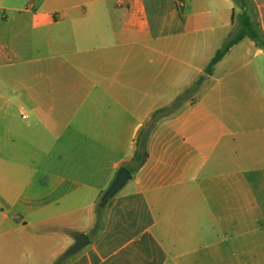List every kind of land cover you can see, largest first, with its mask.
I'll return each instance as SVG.
<instances>
[{
    "label": "crops",
    "instance_id": "crops-1",
    "mask_svg": "<svg viewBox=\"0 0 264 264\" xmlns=\"http://www.w3.org/2000/svg\"><path fill=\"white\" fill-rule=\"evenodd\" d=\"M250 1L264 35V0ZM233 8L232 0H0V62L32 61L10 41L12 26L17 34L46 27L56 54L80 40L82 81L128 65L149 83L87 89L72 107L32 105L72 116L45 126L36 185L18 168H0V264H24L26 244L39 255L57 237L67 251L90 231L93 217L84 229L66 216L91 208L120 166H134L138 132L179 96L187 99L154 123L147 160L107 202L101 228L59 264H264V49L242 39L192 89L234 32ZM138 97L173 99L141 110ZM135 112L128 126L122 119Z\"/></svg>",
    "mask_w": 264,
    "mask_h": 264
},
{
    "label": "rangeland",
    "instance_id": "rangeland-1",
    "mask_svg": "<svg viewBox=\"0 0 264 264\" xmlns=\"http://www.w3.org/2000/svg\"><path fill=\"white\" fill-rule=\"evenodd\" d=\"M20 1L7 0L9 4L15 5ZM6 15H10V13L6 12ZM16 31L17 28L12 26V31L9 34L10 41L23 43L25 48L21 51L26 57H31L32 61L30 63L0 62V168L7 166L10 171L18 168L22 171L21 176L24 182L33 186L38 183L37 161H42L41 169L43 170V164H45L43 156L48 152L50 136L45 126H48L51 120L64 122L72 116L64 113H33L31 111L33 104H38L41 108L48 106L72 107L80 101V97L74 94H80L87 89L128 91L133 88L139 90L145 89L149 83L146 81V77L139 72L129 74L127 72L128 65L122 66V72L118 75L107 72L104 78L95 84L94 82L86 83L81 80V73L78 70L81 49L78 38L74 39V42H69L67 46H62L60 52L56 54L48 45L51 32L49 28L34 29L28 25L19 34ZM12 50L17 51L14 48ZM104 53L106 57L111 56V52L108 50H105ZM104 67L110 71L118 70L117 65L110 63H106ZM137 99L138 107L140 106L142 110L150 104L153 107H159L166 104L168 99L173 98L138 97ZM185 99L187 98L183 97L182 101ZM23 115L26 118H23ZM81 115L77 114L73 120L79 121ZM122 120L128 126H133L138 122L139 114L135 112ZM98 204L99 201L89 209L66 217L70 220H78V226L84 229L90 217H93L94 224L90 231L87 229L84 232L85 235L91 236L95 232L94 225L101 221L105 208L100 209ZM26 231L32 236L36 235L35 231ZM49 242V246L41 248L39 255L26 244L24 246L26 252L23 257L24 264H59L66 250L59 249L61 240L58 237ZM55 244L57 247L52 248V245Z\"/></svg>",
    "mask_w": 264,
    "mask_h": 264
},
{
    "label": "trees",
    "instance_id": "trees-1",
    "mask_svg": "<svg viewBox=\"0 0 264 264\" xmlns=\"http://www.w3.org/2000/svg\"><path fill=\"white\" fill-rule=\"evenodd\" d=\"M232 2L234 4V8L232 11V23L235 26L234 32L221 45V47L216 50L213 57L210 59L204 69V75L200 76L195 82L192 88L193 90L198 89L205 75H210L212 73L214 65L228 52V50L233 45L237 44L242 39L247 38L254 42L257 47L264 49V35L259 28L256 11L252 2L250 0H232ZM183 97L184 96H179L178 98H176L169 109L163 108L155 111L151 115L147 126L140 129L136 138L134 153L131 158V162L134 164V166L128 168L130 173H134L147 160V140L150 132L153 129L154 123L162 116L167 115L177 105H179L180 102H182ZM100 222L95 223L94 233H97V231L101 228Z\"/></svg>",
    "mask_w": 264,
    "mask_h": 264
},
{
    "label": "water",
    "instance_id": "water-1",
    "mask_svg": "<svg viewBox=\"0 0 264 264\" xmlns=\"http://www.w3.org/2000/svg\"><path fill=\"white\" fill-rule=\"evenodd\" d=\"M132 177L130 171L124 166H120L116 171V174L108 186V188L102 193L98 207L100 209L104 208L107 202L126 184L128 180ZM89 243V238L80 234L75 238L74 244L65 252L64 256L74 254L78 250L82 249Z\"/></svg>",
    "mask_w": 264,
    "mask_h": 264
},
{
    "label": "built area",
    "instance_id": "built-area-1",
    "mask_svg": "<svg viewBox=\"0 0 264 264\" xmlns=\"http://www.w3.org/2000/svg\"><path fill=\"white\" fill-rule=\"evenodd\" d=\"M22 117H23V118H25L26 116H25V115H23Z\"/></svg>",
    "mask_w": 264,
    "mask_h": 264
}]
</instances>
